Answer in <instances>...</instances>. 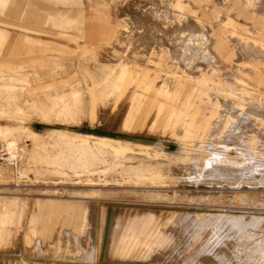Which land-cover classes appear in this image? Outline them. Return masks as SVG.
Instances as JSON below:
<instances>
[{
  "label": "rangeland",
  "instance_id": "1",
  "mask_svg": "<svg viewBox=\"0 0 264 264\" xmlns=\"http://www.w3.org/2000/svg\"><path fill=\"white\" fill-rule=\"evenodd\" d=\"M130 1L8 0L0 10V215L18 218L0 231V264H187L201 251L208 264H261L237 244L232 226L193 220H264V50L246 41L264 42V0L255 3L261 10L246 0L248 10L232 0H163L170 18L150 25L163 38L159 54L119 45ZM185 18L191 32H206L215 62L170 59ZM127 31L143 39L138 25ZM116 44L112 61L98 63ZM120 73L117 87L107 88L115 92L101 96V81ZM73 86L86 95L60 96ZM34 94L39 109L26 103ZM59 97L60 113L49 110ZM31 130L38 134L25 142ZM71 137L90 150L63 148ZM9 142L22 150L12 163ZM210 168L216 181L192 178ZM222 173L241 179L233 186ZM31 230L33 238L41 233L44 253L27 251ZM16 246L21 252L11 253ZM157 252L169 255L159 261Z\"/></svg>",
  "mask_w": 264,
  "mask_h": 264
},
{
  "label": "crops",
  "instance_id": "2",
  "mask_svg": "<svg viewBox=\"0 0 264 264\" xmlns=\"http://www.w3.org/2000/svg\"><path fill=\"white\" fill-rule=\"evenodd\" d=\"M155 1L157 3H154V2H150V3H146L145 2L144 3V2H137L135 0V1H130V3L126 7H124V9L121 11V14L125 17V19H123L122 25L120 26V29L117 30V32L119 33V38H118L119 39V42H118L119 45L128 46V44L130 45V43L131 44L135 43V44H138L140 47L141 46L142 47H147L148 48V50H147L148 54H159L160 53L159 47L163 45V42H162L163 38H162L161 35L154 34L151 31V29H150V25L154 21H158L160 19L168 20L170 17H169V15L166 12H162V10H161V8L159 6V3H162L163 0H155ZM203 1H205V0H199L200 3L203 2ZM232 1H233L232 4L235 7L239 8L240 10L247 9L245 4L241 5V0H232ZM246 1L253 8H254V6L256 7V9H254V10H261L260 9V7H261L260 5H255L257 0H246ZM7 2H8V0H0V10L1 11L7 5ZM221 2H222V0H220V3ZM262 3H264V2L262 1ZM154 7H155V9H154ZM177 8H179L181 10H184L183 8H181V6H178V4H177ZM134 9H136V10L138 9L137 10L138 12L134 11ZM156 9H157L158 13L156 12ZM152 11H154V12H152ZM154 14H156V15H154ZM136 18L138 19V21H136ZM181 18H183V17H181ZM186 20L187 21H184V23L182 24L184 30H183L181 36L179 37V43L177 45H175L174 47L173 46L170 47V50H169L170 59L171 60H175L177 62H182V61H186V60H204V61H208L205 58H203V55H201L202 50H208L210 52V49H209L210 43H209V38H208L206 32H204V31L198 32L200 35H201V33L203 34V36L205 35L204 37L200 36V38L198 39V37H199V36H197L198 33L193 34V32L191 33V31H190V28L192 27V21H189L188 19H186ZM0 22H2V21H0ZM133 23L138 25V27L141 28L144 31V33L142 34L143 35V39H141L139 37L137 39L134 36V39H135L134 40V39H130L128 37L129 31H127V29L129 28V25L132 26ZM229 23H230V21L227 20L226 24H229ZM193 26H195L194 23H193ZM232 34H233V36L234 35H236V36L238 35L235 32H233ZM3 37H4V33H3L2 30H0V38H3ZM202 37H203V39L205 38V40H204V42L200 43L201 41H203V40H201ZM140 41H143V42L141 43ZM192 41L194 43H192ZM246 41L248 43H250L252 46H255V47L258 46V47H260L261 49L264 50V44H263L264 42L262 43V41H259L257 39H253V38H246ZM205 42H206L205 45H207V46L204 45ZM200 44H201V47H203L202 49L200 47ZM119 45L116 44L115 47L110 48V49H105L103 52H101L100 55H99V58L97 60L98 63L107 64V63L111 62L112 61L111 57L116 52L115 49H117V46H119ZM204 46H205V48H204ZM176 47H177V51H174L176 49ZM198 47H200L199 50H197ZM182 48H185V50H182ZM211 55L213 56L212 53H211ZM190 58H192V59H190ZM213 61L214 62L216 61L215 57H214ZM213 61H211V62H213ZM208 62H210V61H208ZM118 75H119L118 78L115 79L117 81H115V82H114V79H111L107 75V77H105V79L101 81V83H103L105 85L104 88H106V89L108 87L116 88L117 84H118V79H120V80L122 79L121 78L122 73H120ZM176 75H178V74H176ZM176 77L177 76H175V78ZM84 85H85V87H88L87 84H84ZM106 89H102L99 92L101 96H104V95L105 96H110L112 93L115 92L113 90H110V89L106 90ZM93 93L95 94L96 92H93ZM163 93L165 95L168 94V92H166V91L163 92ZM67 94L76 95V96H82V95L85 96L86 95L83 87H80V86H78V87H74L73 86V87H70V90L67 91V92H64V91L60 92V96L67 95ZM26 103H30L31 106L39 109V108L42 107L41 105L43 104V100L40 98V96L34 94V96L32 97V100L30 102L26 101ZM50 105L51 106L48 105V109L49 110L57 109L59 111L58 113H60V97H59L58 101L57 100H53ZM89 106H92V105H89ZM91 109H94V108L91 107ZM161 109H162V106H159L158 113L155 115L153 120L156 121L157 117L159 116V113H160ZM87 111H88V107L86 106L83 111H80L78 109V110L74 111V114L76 115V117H80L82 115L86 116ZM81 112H83V114H81ZM172 112L174 113V118H175L176 117V112H174V111H172ZM40 114H41V112H40ZM42 116L44 118H46V119L47 118L50 119V117L48 115H46V114H43ZM155 121L153 122V124L155 123ZM85 122L88 123L89 119H88V121H85ZM85 122L80 123V125L82 126V124L85 123ZM69 125L74 126V127H78V126L72 125V124H69ZM12 219H16V221H18V218H17V216H15V214L8 213V215H3V216L0 215V231H4V232L9 231L10 232L11 230H8L7 224H9L10 221H12ZM21 219L22 220L19 222L20 224L23 222V219H24L23 215H22ZM32 221H33V218H32ZM31 234L32 235L26 233L24 235V237H23L24 245L26 246L27 251L30 252V253H35V252L44 253V250L41 249V246L43 244V242H41L43 239L40 237L41 233L39 234V238L37 236L35 238H33L36 235L35 234V230L34 231L31 230ZM56 234H58V232ZM28 238L33 240V245L32 246H30L29 242L27 241ZM58 238H59V236H58ZM4 239H5L4 237L2 239L0 238V245H1V243H2V241ZM19 250H20L19 247L16 246L15 250L11 251V253L18 254ZM7 252H9V250ZM20 252H21V250H20Z\"/></svg>",
  "mask_w": 264,
  "mask_h": 264
},
{
  "label": "bare ground",
  "instance_id": "3",
  "mask_svg": "<svg viewBox=\"0 0 264 264\" xmlns=\"http://www.w3.org/2000/svg\"><path fill=\"white\" fill-rule=\"evenodd\" d=\"M154 9H155V7H154ZM153 9V10H154ZM152 12H154V11H152ZM156 12H157V9H156ZM158 13V12H157ZM153 15V14H152ZM154 15H156V14H154ZM156 18V17H155ZM125 27V26H124ZM133 33V32H132ZM192 33V32H191ZM193 34H195V33H193ZM197 36H199L198 37V39L200 38V36H203V34L201 33V35L198 33L197 34ZM205 36V35H204ZM203 36V37H204ZM129 37V36H128ZM203 37L201 38V40H203V41H201L200 43H202V42H204V40H205V38L203 39ZM182 38V37H181ZM197 38V37H196ZM197 39V40H198ZM208 41V40H207ZM193 42V41H192ZM206 44V42L204 43V45ZM187 45V44H186ZM205 46H207V45H205ZM205 46H204V48H205ZM190 47V46H189ZM200 47H201V44H200ZM200 47H198V49L197 50H199V48ZM203 47H201V49H202ZM174 51H177V47H176V49L174 50ZM203 53V54H202ZM201 55H203V58H205L206 60H208V61H213L214 60V57L211 55V53L208 51V50H202V52H201ZM201 57V56H200ZM196 58V57H195ZM202 59V58H201ZM214 62V61H213ZM245 127V126H244ZM239 129V128H238ZM34 134H38V133H36L34 130H31L29 133H26L25 134V138H24V140H25V142H28L29 141V139H31V137H33L32 135H34ZM238 139H239V137H235L234 138V140H235V143H238ZM100 143H101V141L102 140H100V139H97ZM98 142V145H100V143ZM104 143V142H103ZM111 143V142H110ZM8 145V151H9V153H7V154H5V155H7V156H9L8 158H7V161L8 162H10V163H12V161H14V160H16L17 159V154L19 153V152H21L22 150L16 145V143L15 142H9V143H7ZM89 144H90V142L89 141H87V140H85V139H82V138H79V137H71V138H68V139H65V141H63V148H64V146L65 147H67V148H72L73 147V149L74 148H77L78 150H83V152H85V153H87L89 150H90V148L88 147L89 146ZM97 145V146H98ZM7 150V149H6ZM75 150V149H74ZM206 152V151H205ZM79 153H82V152H79ZM84 153V154H85ZM70 155L69 156H71V153H69ZM16 155V156H15ZM21 155H23V154H21ZM82 155V154H81ZM73 156V155H72ZM82 157V156H81ZM84 158V157H83ZM56 159V158H55ZM222 160V159H221ZM211 162H213L212 160H211ZM211 162H207V163H204V164H207V166L208 165H212V163ZM211 163V164H210ZM58 164V163H57ZM210 169H212V168H210ZM213 170L214 169H212V170H207L206 172L204 171V173H202V174H204V175H202V176H199V177H196V176H194V177H192V178H194V179H197V180H200V181H202V182H206V183H212V181H216L215 179L214 180H212V178H211V175H214V176H218V175H215V174H213ZM215 173V172H214ZM219 172H217L216 174H218ZM228 174V173H227ZM226 173H222V177L223 176H227V177H232L233 178V186L235 185L234 183L236 182V181H238L239 179H241V176H239V174H238V176H236V175H234L233 174V176H232V174H230V175H227ZM237 174V173H236ZM261 180H263L264 181V178L263 179H261ZM218 183H220V182H218ZM208 185H211V184H208ZM1 197V196H0ZM48 200V199H47ZM5 201V200H4ZM1 202V201H0ZM3 202V201H2ZM7 203V202H6ZM9 204V203H8ZM51 204V203H50ZM1 205V204H0ZM66 205V204H65ZM7 205L6 204H4V207H6ZM73 206H74V204H73ZM72 205H71V203H68V205H67V209H68V211L69 210H71L72 211V207H73ZM82 206V205H81ZM18 208V207H17ZM67 209H66V211H67ZM6 212V211H5ZM70 212V211H69ZM78 213V212H77ZM71 214V213H70ZM81 214V213H80ZM77 216V215H76ZM186 216V215H185ZM192 216V215H191ZM189 217L190 216H188L187 218L189 219ZM184 218V217H183ZM186 218V219H187ZM193 218H194V216H193ZM252 218V217H251ZM250 218V215H244V216H240V217H233V216H227V215H221V216H214V215H210V217H199V219L197 220H193V221H195V222H197V223H205L207 220H212L213 222H214V224L215 225H218V224H220L221 225V227L222 226H225V225H230V226H232L233 227V232H236L237 234H235V235H239V240H241V241H239V242H237V244L238 245H241V246H243L244 245V248H243V250L250 256V258L252 259H254V258H259V259H257L261 264H264V236L263 235H261V228H262V226H263V224H264V220H261V219H257V218H252L251 219ZM190 220V219H189ZM187 220H185V222H186ZM212 228H214V227H212ZM245 232V234H247V233H249V234H247V236H246V239H247V241H243V239H242V237H240V233L241 232ZM213 232V231H212ZM233 237L234 236H230V239L232 240V242L234 241V239H233ZM243 241V242H242ZM234 243V242H233ZM236 243V242H235ZM167 245V244H166ZM241 246H240V248H241ZM237 251H241V249H239V250H236L235 252H237ZM157 257H159L158 259H159V261H164L167 257H168V255L169 254H162L161 252H157ZM202 257H203V252L201 251V258H199V260L198 261H195V260H193V259H191V258H189L187 261H188V263L189 264H208L207 263V261L206 260H204V261H202ZM179 258V257H178ZM177 259V258H176ZM183 259V258H182ZM185 260V259H184ZM186 261V260H185ZM254 261V260H253ZM256 261V260H255ZM187 263V264H188ZM183 264H184V262H183ZM233 264V263H232ZM258 264V263H257Z\"/></svg>",
  "mask_w": 264,
  "mask_h": 264
}]
</instances>
